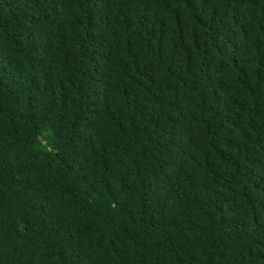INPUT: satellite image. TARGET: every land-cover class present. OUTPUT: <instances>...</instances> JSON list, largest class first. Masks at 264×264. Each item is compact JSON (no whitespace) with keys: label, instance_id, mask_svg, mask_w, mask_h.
I'll return each mask as SVG.
<instances>
[{"label":"trees","instance_id":"1","mask_svg":"<svg viewBox=\"0 0 264 264\" xmlns=\"http://www.w3.org/2000/svg\"><path fill=\"white\" fill-rule=\"evenodd\" d=\"M0 264H264V0H0Z\"/></svg>","mask_w":264,"mask_h":264}]
</instances>
